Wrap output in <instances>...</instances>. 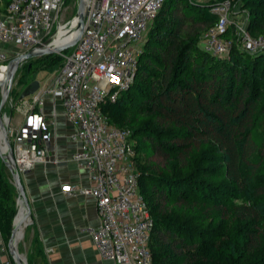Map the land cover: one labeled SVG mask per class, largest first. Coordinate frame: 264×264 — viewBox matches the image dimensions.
<instances>
[{
    "label": "trees",
    "instance_id": "1",
    "mask_svg": "<svg viewBox=\"0 0 264 264\" xmlns=\"http://www.w3.org/2000/svg\"><path fill=\"white\" fill-rule=\"evenodd\" d=\"M9 1L3 0L0 12H5ZM166 1L154 21L164 16L169 7ZM215 1L206 4L209 11ZM209 15L215 24L216 16ZM249 20L251 32L258 25ZM170 25L153 31L161 39V49L174 33ZM174 41L168 57L155 64L159 72L139 77L141 55L131 89L121 91L114 102L106 99L101 104L112 124L131 130L135 162L139 160V135H149L154 125L159 127L154 148L165 155L164 162H152L149 170L138 171L140 192L154 221L149 244L152 264H264V155H259L252 136L255 129L264 138V105L259 106L252 93L246 92L256 82L246 77L258 75L255 66L264 54L247 53L233 45L226 64L201 51V57L210 60L201 62L194 74L185 70L191 41L180 46H174ZM191 59H197L194 52ZM215 69L224 70L227 77L217 78ZM236 73L239 76L233 80ZM210 162L220 167L206 166ZM203 175L221 177L222 183L212 184ZM141 179L165 193L162 203L147 197ZM229 190L244 202L236 204L237 197ZM14 211L11 176L0 161V227L7 236ZM193 222L203 227L195 228ZM165 241L171 243L167 251L162 248Z\"/></svg>",
    "mask_w": 264,
    "mask_h": 264
},
{
    "label": "built area",
    "instance_id": "2",
    "mask_svg": "<svg viewBox=\"0 0 264 264\" xmlns=\"http://www.w3.org/2000/svg\"><path fill=\"white\" fill-rule=\"evenodd\" d=\"M63 1L10 0L5 12H0V79L15 56L43 44L59 27L76 20L75 14L60 20ZM163 3L89 0L82 34L62 55V68L29 100L14 104L17 116H4L6 140L17 171L23 174L45 158L51 144L55 122L45 117L43 99L49 96L62 107L74 125L71 138L79 144L71 160L88 170L89 185L65 183L61 190L94 198L100 222L82 231L90 236L100 257L115 264H152L149 244L154 221L138 184L132 132L112 124L101 104L106 99L114 102L121 91L129 89L136 75L141 37ZM210 12L216 22L206 35V53L215 58L228 56L233 45H238L244 52L264 54V36H253L240 25L231 0L215 1ZM3 144L8 149L4 139ZM0 248L5 249L1 235Z\"/></svg>",
    "mask_w": 264,
    "mask_h": 264
},
{
    "label": "crops",
    "instance_id": "3",
    "mask_svg": "<svg viewBox=\"0 0 264 264\" xmlns=\"http://www.w3.org/2000/svg\"><path fill=\"white\" fill-rule=\"evenodd\" d=\"M41 109L45 117L55 122V127L45 158L21 174L31 216L17 248L25 255L27 264H115L102 259L90 236L82 231L100 222L94 198L78 192L68 194L60 187L65 183L74 187L89 185L88 170L71 160L72 153L79 148L71 138L74 125L49 96L43 99ZM13 191L16 211L14 186ZM9 234L0 233L5 245V249L0 248V264L14 262L7 252Z\"/></svg>",
    "mask_w": 264,
    "mask_h": 264
},
{
    "label": "rangeland",
    "instance_id": "4",
    "mask_svg": "<svg viewBox=\"0 0 264 264\" xmlns=\"http://www.w3.org/2000/svg\"><path fill=\"white\" fill-rule=\"evenodd\" d=\"M210 1L211 0H167L166 1V6L168 5L169 7L166 8V11L164 12L165 13L164 16H162V18L156 21H154L155 20L154 19L149 29L141 37V41L139 45L140 47H139V52H138V55H139L138 60L141 55H143V57L141 59L142 69L140 70L139 77L145 76V75L148 77H151L152 73L155 74L160 71L155 64L158 63L157 62L158 60L164 59L166 55L168 57V55L172 52L171 48L169 47H171V41L175 40V38L177 41L176 42L174 41V46L175 45L180 46L182 45L184 41H187V40L191 41L190 44H192V49H189V52H188L189 55L187 58L188 61L185 62L187 67L189 65L190 68L186 67L185 69L186 71H191L195 74L198 71L197 69L200 67L201 62H203L204 60L205 61L210 60L207 57L206 59L201 57L203 55L201 51H204L203 46H204V42L206 39V35L214 28V25H215L211 21V16L209 15L210 11L208 10V7H207L208 5H206ZM77 2L78 0H64L63 1V5H62L63 11L60 17V20L62 22L69 20L71 16L76 13ZM2 3H3V0L0 1V7L2 6L1 5ZM231 4H233L234 16L237 20L240 21L241 26L246 27V29L248 30L249 25H251L249 19H253L257 22L258 27H252L251 32L248 30L249 33L253 36H255V34H264V0H231ZM167 24H172L170 25V28L174 33L170 36L171 38L170 41L168 40L165 46L162 47V49H164L162 52L161 51L162 49L160 48L161 45L158 43L159 41H161V39L157 36L156 32H153V31L156 30L160 26L162 27L167 26ZM65 52H68V50L39 56V58H34L28 61H24L22 63V65L19 67L16 73V78L10 89L8 101L4 105L3 110H2V113H4L6 117H8V115L9 117L17 116L18 114L15 110V107H13L14 104H17L20 101H24L25 99L26 100L30 99L31 95L24 97V99H19L20 94L23 92L22 90L27 84H29L33 80H38L40 83V86L50 83L51 79L55 76V73L62 68V64H63L62 55ZM193 52L194 54L197 55V59L195 61L196 63L192 62L193 60L191 59V53ZM228 56H223L219 58L216 57V58L219 61H225L227 64V63H230V59L228 58ZM138 64H139V61H138ZM255 68H257L258 75L250 76L251 74H249V76L246 77V80L248 79L250 81H256V82L251 83L250 86L247 88L246 92H248V94L252 93L251 95L252 100L255 103H257L259 106H262L264 105V59L260 60L256 64ZM137 70H138V65L136 69L135 78L133 82L129 85L128 90L131 89V87L133 86L135 82L136 76L138 74ZM214 74L218 76L217 78L227 77V75L224 73V70L215 69ZM238 76H239V73H236V75L233 76V80L234 78L235 79L238 78ZM158 81H160V78H158ZM226 81L227 80H225V82ZM234 82H235L234 85L238 83L237 81H234ZM146 87L142 86L143 89H146ZM133 92L131 91L129 95H132V94L134 95L136 92V89L133 90ZM148 92H151V90L148 89ZM10 100H11L12 106H10ZM112 112L118 113L119 110L113 109ZM128 113L130 114V112ZM3 120H7V119L3 118ZM126 125L130 126L129 123ZM157 128H159L158 125H154L152 131L155 133L156 131H158ZM252 132H253L252 136L256 142V146L261 151L259 155H264V151H263L264 150V140H263L264 138L259 134V132H256L255 129H253ZM154 133H150L149 135L142 134V135H139V137L137 138V142L139 143V148L137 151L139 160L135 162V167L137 168V171L142 172L144 170H149L148 166H150L152 162L154 163L156 162L159 165H162L164 162L165 155L155 150L156 148H154L156 139H157V135H155ZM201 147L202 145L199 146V149ZM257 159L258 158L256 155L254 161H256ZM209 164L210 166L212 164L213 166L215 165L214 163L210 162V163H207L206 166H208ZM202 179L208 182H211L212 184H217L220 182L222 183V178L221 177L218 178L215 175H203ZM141 184H142V188L146 192L147 197L150 200L154 201L156 204L162 203L161 199L162 197H165L164 196L165 193L160 191L158 186H156L151 181L146 180V179H141ZM229 193L231 194L232 197L236 195L231 191ZM235 197H237L236 200L234 201L236 204L244 202V199L242 197L240 196H235ZM209 221L210 219L207 222ZM216 221L217 223L221 221L225 222V220H221V219L219 220L216 219ZM193 226L195 228L196 226L203 227V225H201L199 222H195V223L193 222ZM0 233H2V235L5 234V231H3L1 227H0ZM170 244L171 243L169 241H165L163 243L162 248L164 249V251H167L169 249L168 247H170ZM18 252H20L25 257V255L23 254V252L20 251V249H18ZM13 264L15 263L13 262Z\"/></svg>",
    "mask_w": 264,
    "mask_h": 264
},
{
    "label": "water",
    "instance_id": "5",
    "mask_svg": "<svg viewBox=\"0 0 264 264\" xmlns=\"http://www.w3.org/2000/svg\"><path fill=\"white\" fill-rule=\"evenodd\" d=\"M89 0H78L77 6H76V32L69 40L68 42L55 45L54 47H50V39H46L43 44H40L26 52H23V54H20L18 56H15L12 60L9 61L7 70L5 73V76L0 79V123H2V119L4 118V113H2L4 105L8 101V96L10 93V89L14 83V80L16 78V73L19 69V67L22 65L24 61H28L34 58H39V56L52 54L54 52H61L64 50H68L71 48V46L75 45L77 43V40L80 38L83 28H84V20L87 13V6H88ZM40 87V83L38 80H33L29 84H27L23 92L20 94L19 99H24V97L30 96L37 92V90ZM9 118V115L7 119ZM1 125V124H0ZM2 127V126H1ZM3 132V139L6 141L8 145V141L6 140V127H2ZM8 151L7 153L3 154L0 149V161L5 166L7 172L11 175V180L13 183L14 188H16L17 191V198H16V211L12 218V226L9 234V239L7 242V252L11 255L12 260L15 264H27L25 257L18 252V248L15 246V240H16V232L18 229L21 228V226H26L29 218L31 216V207L28 203V199L26 197L24 188L21 183V174L17 171L14 157L12 156L10 145H8ZM22 208L23 215L20 216L19 219H17V214Z\"/></svg>",
    "mask_w": 264,
    "mask_h": 264
},
{
    "label": "bare ground",
    "instance_id": "6",
    "mask_svg": "<svg viewBox=\"0 0 264 264\" xmlns=\"http://www.w3.org/2000/svg\"><path fill=\"white\" fill-rule=\"evenodd\" d=\"M76 20H71L69 24H67L66 26H62L59 27L58 30L54 33V35L51 37L50 39V47H54L55 45H59L62 43H65L66 41L70 40L71 37L74 36L75 32H76ZM6 73V72H5ZM5 73L3 74L5 76ZM3 76V77H4ZM0 126H7L6 124V120L2 119V123H0ZM0 148L3 154L7 153L8 149L5 146V144H3V134H0ZM23 215V210H20V214L18 215V217H16L17 219L20 218V216ZM26 227V226H25ZM24 229V226H21L20 229H18V231L16 232V240H15V246L17 247L18 242L20 240V235L22 234Z\"/></svg>",
    "mask_w": 264,
    "mask_h": 264
}]
</instances>
